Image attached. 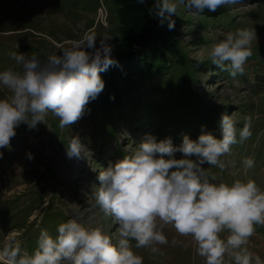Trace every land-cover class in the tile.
<instances>
[{
	"label": "rangeland",
	"instance_id": "1",
	"mask_svg": "<svg viewBox=\"0 0 264 264\" xmlns=\"http://www.w3.org/2000/svg\"><path fill=\"white\" fill-rule=\"evenodd\" d=\"M244 3L247 5L219 8L215 13L206 10L201 15L180 5L172 20L181 55L168 57L165 74L143 83L133 103L106 113L90 100L83 117L68 128H61L59 119L49 114L36 128L22 123L16 129L10 146L0 148V264H7L1 258L6 247L18 242L22 252L32 254L42 230L55 238L58 226L69 219L101 228L115 244L117 225L95 206L91 193L99 187V173L132 154L148 134L157 141L171 138L174 146L185 135L193 141L202 133L221 139L220 121L226 114L235 123L239 141L243 118L251 116L252 135L232 145L230 154L222 157L226 169L202 167L215 176L213 183L252 179L264 190V0ZM101 4L108 13V26L96 20ZM117 8L115 0H0V71L21 70L10 58L12 52L29 58L35 55L43 62L84 33L98 37L97 47L100 38L107 36L116 51ZM238 29L252 31L254 36L244 73L233 77L213 65L208 53L212 45ZM8 95L0 86V99ZM73 138L85 150L77 170L78 160L67 155ZM245 157L255 160L247 174L242 165ZM175 158L183 156L176 153ZM163 232L169 243L157 245V253L136 248V242L130 241L144 264H204L190 237L177 235L170 226ZM247 248L264 262V226H256ZM225 264L234 261L226 257Z\"/></svg>",
	"mask_w": 264,
	"mask_h": 264
},
{
	"label": "clouds",
	"instance_id": "2",
	"mask_svg": "<svg viewBox=\"0 0 264 264\" xmlns=\"http://www.w3.org/2000/svg\"><path fill=\"white\" fill-rule=\"evenodd\" d=\"M180 5L201 15L206 10L215 13L219 8L247 4L244 0H156L155 15L162 24L167 20L169 30L175 27L172 16ZM253 36L247 29L227 33L211 46L209 59L233 77L242 75L252 55ZM97 38L84 33L43 62L35 55L9 54L21 70L0 71V86L10 93L0 99V148L10 146L22 123L36 128L51 114L59 119L61 128H68L83 117L86 105L105 87L100 73L118 65L112 58L111 39L100 38L97 47ZM243 119L239 141L233 119L224 114L221 139L202 133L193 141L185 135L182 143L174 146L171 138L157 141L148 134L132 154L101 171L99 187L91 196L95 206L117 225L115 244L101 228L69 219L58 226L55 238L42 230L32 254L22 252L18 242L6 247L2 255L7 264H144L130 241L136 242V248L157 253V245L169 243L163 232L166 226L179 236L190 237L204 264H225L226 257L234 264H253V259L255 264H264L247 248L256 226H264V190L252 179L213 183L215 176L202 167L208 164L222 172L226 169L222 157L230 154L232 145L252 135V117ZM84 151L78 138L67 147L69 158H79ZM176 153L183 158H175ZM242 165L247 174L255 160L245 157Z\"/></svg>",
	"mask_w": 264,
	"mask_h": 264
},
{
	"label": "trees",
	"instance_id": "3",
	"mask_svg": "<svg viewBox=\"0 0 264 264\" xmlns=\"http://www.w3.org/2000/svg\"><path fill=\"white\" fill-rule=\"evenodd\" d=\"M115 3L119 39L112 58L118 65L100 73L105 87L94 100L106 113L133 103L144 88L143 83L165 74L167 58L181 55L176 26L169 30L167 20L161 23L154 11L156 0H145L143 4L138 0H115Z\"/></svg>",
	"mask_w": 264,
	"mask_h": 264
},
{
	"label": "built area",
	"instance_id": "4",
	"mask_svg": "<svg viewBox=\"0 0 264 264\" xmlns=\"http://www.w3.org/2000/svg\"><path fill=\"white\" fill-rule=\"evenodd\" d=\"M96 20L97 23L101 24L102 26H108V22H107V10L105 9V7L101 4L96 11Z\"/></svg>",
	"mask_w": 264,
	"mask_h": 264
},
{
	"label": "bare ground",
	"instance_id": "5",
	"mask_svg": "<svg viewBox=\"0 0 264 264\" xmlns=\"http://www.w3.org/2000/svg\"><path fill=\"white\" fill-rule=\"evenodd\" d=\"M84 154L82 153L81 154V156L79 157V158H77V157H73V158H75V159H77L78 160V162H77V164L75 165V168H74V170L76 169H79L78 167H79V165L81 164V162H82V160L84 159ZM81 160V161H80ZM76 172V171H75ZM79 173V172H78ZM1 258H3V255L1 254ZM4 259V258H3Z\"/></svg>",
	"mask_w": 264,
	"mask_h": 264
}]
</instances>
